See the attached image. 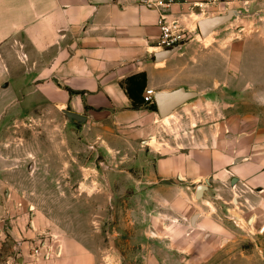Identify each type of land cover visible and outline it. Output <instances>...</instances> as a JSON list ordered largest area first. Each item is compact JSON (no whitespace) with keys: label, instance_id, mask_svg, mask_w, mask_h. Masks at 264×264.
<instances>
[{"label":"crops","instance_id":"1","mask_svg":"<svg viewBox=\"0 0 264 264\" xmlns=\"http://www.w3.org/2000/svg\"><path fill=\"white\" fill-rule=\"evenodd\" d=\"M204 1L0 0V116H25L22 96L26 95L60 111L67 125L78 127L83 146L89 143L99 153L103 151L107 160L118 158L122 151L116 144H147L145 155L135 160L134 171L145 179L137 189L158 184L152 191L162 197L146 199L147 205L154 200L163 206L165 193L190 187L196 196L198 186H205L192 234L198 229L211 239L214 234L231 236L227 220L242 228L254 219L252 228L262 225L264 229V0H243L228 9L210 6L201 12L196 5ZM230 10L239 13L236 20L202 38L198 22ZM163 16L189 31L192 40L170 59L157 62ZM22 62L29 64L28 70L22 69ZM140 75L146 76L145 90L132 87L140 99L147 90L156 94L180 88L200 96L166 122L150 109L153 104L144 101L138 110L133 109L127 82ZM65 111L86 121L71 122ZM165 132L189 138L192 146L178 143L175 153L160 155L159 136ZM38 170L34 169L37 180L36 176H43ZM46 170L66 179L35 190L86 191L92 187L83 180L74 182L75 174H87L85 167ZM113 171L121 174L120 168ZM2 177L10 181L9 171ZM107 187L118 189L116 181L96 183L100 192ZM14 190L9 184V202L23 207ZM228 193L235 198H227ZM211 194H218L217 203L206 199ZM234 201L242 206L238 214L232 208ZM84 203L78 200L81 209L67 210L59 218L69 224V233L59 227L42 249H36L37 232L23 234L17 228L19 263L105 264V250L89 234L90 222L101 224L103 216L86 215ZM210 204L213 214L204 211L211 209ZM223 207H229L225 217L219 213ZM33 214L37 230V213Z\"/></svg>","mask_w":264,"mask_h":264},{"label":"rangeland","instance_id":"2","mask_svg":"<svg viewBox=\"0 0 264 264\" xmlns=\"http://www.w3.org/2000/svg\"><path fill=\"white\" fill-rule=\"evenodd\" d=\"M21 64L23 70H28V63ZM22 97L26 105L25 116L22 113L10 115L7 119L0 116V180L3 181L0 182V264H20L18 260L22 253L15 249L19 246L17 228L23 234L37 232L36 249H42L49 234L57 233L60 228L69 233V224L59 221V218L67 210L81 209L77 204L80 199L85 202L83 211L86 215L96 218L99 213L104 217L101 224L96 220L90 222L93 232L90 229L89 234L105 250V264H264L262 225L253 229L243 223L240 228L227 220L225 225L232 230L231 236L214 234L207 239L205 233L198 229L192 234V220L201 210L202 202L195 196L193 187L165 193L163 206L154 201L162 198L161 194L152 191L158 184L137 189L138 182L145 179L141 172L134 171L135 160L137 156L145 155L147 144H116L122 151L118 158L107 160L103 151L99 153L89 143L83 146L78 127L73 129L67 125L60 111L26 95ZM159 142L157 150L163 156L175 153L173 148L177 149L178 143L180 146H192L189 138L178 139V134L173 132L160 135ZM71 165L78 169L86 168L87 174H75L74 182H89L91 189L35 190L41 185L66 179L63 174L51 176L46 169H62ZM36 167L41 168L37 172H43V176H36L38 180L34 175ZM113 168H120L121 174L114 175ZM98 170L105 171V174L99 175ZM6 171H9L10 181L2 180ZM21 171L24 175L18 173ZM115 181L117 190L107 187L100 192L96 188L98 182L108 185ZM9 184L15 189V198L24 203L23 207L16 201L9 202ZM147 193L149 196L145 198ZM217 196L211 194L206 199L213 203ZM234 196L233 193L227 194V198ZM152 198V205H147L145 200L151 202ZM210 206V210L204 209L205 213L215 212L212 204ZM241 207L234 201L232 208L237 214ZM227 208L220 209L221 216L227 215ZM31 210L37 213V230ZM179 220L182 223H178ZM26 240L34 242L29 237Z\"/></svg>","mask_w":264,"mask_h":264},{"label":"water","instance_id":"3","mask_svg":"<svg viewBox=\"0 0 264 264\" xmlns=\"http://www.w3.org/2000/svg\"><path fill=\"white\" fill-rule=\"evenodd\" d=\"M239 16V13L235 10H230L227 14L221 16H213L203 18L198 22V27L202 38L209 37L215 30L227 25L234 18ZM182 47L170 50L163 51L159 50L156 54L157 62H161L165 59H170ZM200 96L197 92L187 91L184 88L174 90L171 92H158L154 95V101L157 106L158 112L162 119H166L172 116L177 110L182 108L184 105L192 102ZM65 115L68 120L71 122L75 121L80 124H83L86 121L84 116L65 111ZM237 182V179H234V184ZM206 191V187L200 186L197 193V198L201 199L203 192ZM196 216L192 220L193 226L195 225Z\"/></svg>","mask_w":264,"mask_h":264},{"label":"built area","instance_id":"4","mask_svg":"<svg viewBox=\"0 0 264 264\" xmlns=\"http://www.w3.org/2000/svg\"><path fill=\"white\" fill-rule=\"evenodd\" d=\"M175 2H181L182 0H173ZM243 0H205L202 4L196 5L197 8L204 12V9H208L210 6L222 7L228 9L230 5ZM159 27L161 30L160 38L158 41V49L163 51H170L179 47L185 46L192 40L191 33L186 31L178 22H168L163 16L160 19ZM155 93L151 90H147L144 96V101L147 104H154Z\"/></svg>","mask_w":264,"mask_h":264},{"label":"trees","instance_id":"5","mask_svg":"<svg viewBox=\"0 0 264 264\" xmlns=\"http://www.w3.org/2000/svg\"><path fill=\"white\" fill-rule=\"evenodd\" d=\"M146 85H147V79H146L145 75L132 77L127 82V93L129 95V98L133 101V109L134 110H138L144 104V99L138 98V96H136L133 93L132 87L133 86H141V91L143 93V91L145 90ZM150 109L155 111V112L158 111L157 110V106L155 104H153L150 107Z\"/></svg>","mask_w":264,"mask_h":264},{"label":"flooded vegetation","instance_id":"6","mask_svg":"<svg viewBox=\"0 0 264 264\" xmlns=\"http://www.w3.org/2000/svg\"><path fill=\"white\" fill-rule=\"evenodd\" d=\"M201 186H203V185H201ZM199 187L200 186H198V188H197V190H196V196H197V193H198V189H199ZM205 187V186H204ZM205 192V191H204ZM204 192H203V194H202V197H203V195H204ZM253 223H254V219H253V221H251L250 223H249V226L252 228V226H253Z\"/></svg>","mask_w":264,"mask_h":264},{"label":"bare ground","instance_id":"7","mask_svg":"<svg viewBox=\"0 0 264 264\" xmlns=\"http://www.w3.org/2000/svg\"><path fill=\"white\" fill-rule=\"evenodd\" d=\"M210 37V36H209ZM206 43H208V41H206ZM166 122H168V119H165Z\"/></svg>","mask_w":264,"mask_h":264}]
</instances>
